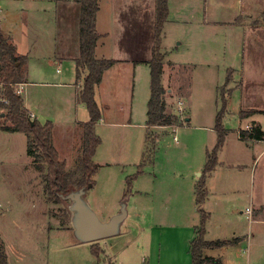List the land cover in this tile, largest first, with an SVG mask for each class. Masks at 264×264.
Segmentation results:
<instances>
[{"label": "rangeland", "instance_id": "rangeland-1", "mask_svg": "<svg viewBox=\"0 0 264 264\" xmlns=\"http://www.w3.org/2000/svg\"><path fill=\"white\" fill-rule=\"evenodd\" d=\"M33 2L34 0H0V28L7 37L10 35L16 38L15 40L21 37L22 17L25 13L20 9L34 10L36 4ZM54 16L55 13L52 12L43 17L45 21L40 22L41 25L36 24L40 28L52 26L54 29V25H57L54 24ZM35 20H39L38 16ZM254 21L264 27V6L255 13L250 23ZM68 24L67 22L66 26ZM66 28L57 30L56 34L60 38L62 35L66 36L63 33ZM64 42L71 43V38ZM56 44L58 46L59 42ZM30 66L31 64L28 66L26 63L22 68L26 73L27 69L30 70V77L33 78L34 74L37 80L49 83L57 81L58 73L54 65L50 66L47 73L44 70L42 73L37 70L33 74ZM30 77L27 79L31 80ZM222 78L214 69L168 67L162 79L163 85L172 89V93L166 96V111L177 115L179 125L151 128L148 140L145 139L147 130L141 127L129 129L121 125L102 124L96 127L95 133L101 139V143L95 151L93 162L98 165V169L92 177L94 185L86 190L85 200L101 221H107L113 215L114 209L119 208L122 199L130 197L127 201L128 216L121 226L120 233L97 241L80 243L75 239L68 218L69 202L61 199L56 202L51 200L44 182V174L26 154V136L20 132H6L0 129V241L5 248L8 264H104V261L110 260L111 264H191L190 253L187 260L182 253L185 248L184 241L181 242L182 232L179 233L177 229L164 227L158 228V231L154 229L152 245L147 250L149 242L144 233L138 230L139 220L133 218L136 216L135 212H139L141 208V193H134L151 191L153 182L154 188L165 189L177 186L172 184L173 180L182 182L183 187H188L186 182L192 184L201 178L202 174L198 176L193 168L204 164L206 133L215 131L216 116L222 108V99L231 93L229 83L222 84ZM135 90L134 105L139 102L142 109L133 122L140 124L145 118L146 100L150 93L149 76L145 74L143 79L139 78ZM61 91L55 86L29 85L25 100L31 107L39 104V109H35L38 121L53 123L52 143L58 152L59 160L64 161L66 171H74L81 153L82 131H70L75 125L73 104L71 108L68 105L67 110L63 111L56 105V101L64 94ZM126 92L123 87V101ZM179 98L183 100L181 112L177 111ZM249 99L253 100L255 107L264 110V87L257 89ZM238 100L239 95L233 96L228 106L230 113H224L222 116V127L228 129L224 131L242 129L239 126H243V121L240 123L234 112L238 108ZM121 106L123 109L126 107L124 102ZM259 114V125L264 131V111ZM115 116L117 123L125 121L124 113ZM183 116L189 120L185 122ZM3 125L8 124L1 118L0 126ZM212 135L215 138V134ZM230 137L238 144L232 132ZM152 142L153 146L150 145ZM260 145L263 146L264 143ZM241 152L247 151L244 149ZM263 161L255 170L254 184L256 192L260 191L257 201L262 206ZM246 164L250 169L251 163ZM202 170L200 169L201 172ZM239 172L236 180L240 183L243 172ZM237 173V169L233 168L228 174L235 176ZM187 190H190V187ZM130 193L133 195H128ZM231 204L233 207L231 214L228 215V221L235 223L239 234L244 237L243 244L237 251L239 255L236 257L242 262L246 259L264 262V222L255 223L252 220L256 217H247L249 213L245 208H250L247 197H239ZM254 213L256 216H264V211L260 207L255 208ZM189 219L193 221V216L189 215ZM263 219L264 217L260 218ZM196 220L198 228L199 215ZM95 248L105 249V253L110 257L105 256L104 252L97 257L93 251Z\"/></svg>", "mask_w": 264, "mask_h": 264}, {"label": "crops", "instance_id": "crops-1", "mask_svg": "<svg viewBox=\"0 0 264 264\" xmlns=\"http://www.w3.org/2000/svg\"><path fill=\"white\" fill-rule=\"evenodd\" d=\"M34 2L36 4L34 10L20 9L25 13L22 17L21 37L15 40L16 38L9 35L8 38L15 47L16 54L25 57V64L27 63L28 66L31 64L32 74L37 70L41 73L44 70L47 73L50 66L54 65L58 77L57 81L51 83L37 80L34 78V74L33 78L30 77V70L27 69L24 82H21L23 84L21 95L23 107L38 121L35 109H39V104L31 107L25 100L27 87L29 85L34 87L55 86L64 92L60 100L56 101V105L61 111L67 110L68 105L71 108V104H73L75 125L70 131H82V126L88 121L89 116L85 105L77 100L82 85L81 79L85 74V71L82 70L81 79L77 80L75 62L79 54V4L77 0H34ZM263 6L264 0H167L168 15L163 24L160 41V52L164 57L161 85L166 91L165 101L167 94L172 93V89L162 83L164 72L168 67L170 69L177 66L189 69H214L223 77L222 84L225 82L226 73L230 71L232 75L228 88L231 89V93L226 94L225 97V113H230L228 106H230L233 96L239 95L238 108L234 112L239 117L240 123L243 121V126H239L242 129H237V131H225L223 142L216 152V165L211 172L206 174V197L199 206L196 203L195 192L199 179L193 181L192 184L185 183L188 184L190 190H187L186 186H181L182 182L173 180L175 183L172 184L177 186L165 189L154 188L153 182L151 191H135L134 194L141 193V208L139 212H135L136 216L133 218L139 220L138 230L140 233H144L149 242L147 250L152 245L154 229L157 231L161 227L177 229L179 233L182 232L180 240L184 241L185 247L182 253L187 260L191 242L198 234L197 215H199L200 223L201 214L204 213L206 216L203 228L204 240L234 241L228 246L204 249V256L219 259L221 264H264L263 261H252L251 259H246L244 262L239 261L236 257L239 255L237 251L240 250L244 237L239 234L235 223L228 221V215L231 214L233 207L231 203L236 202L239 197H247L250 203V208H245L250 214H247V217H256L252 220L255 223L264 222V219L260 220L261 217H264L263 215L256 216L254 213L257 207L264 211V205L262 206L257 201L260 191L256 192L254 188L255 170L258 164L264 160V145H260L264 143V137L261 140L240 139L237 134L241 130L247 132V126L257 125L261 129L258 115L264 110L255 107L253 100H250L249 97L257 89L264 87V27L260 25L251 28L250 20L254 19L255 13ZM52 12L55 13L54 24L57 23V25H54V29L52 26L40 28L38 26L42 24L40 22L45 21L43 17ZM36 16L39 18L38 22L35 20ZM154 21L155 0H98L95 27L99 38L94 56L96 59L113 60L114 64L103 72L100 83L94 88V99L101 113L100 120L95 124V131L99 124L121 125L129 129L141 127L149 132H151V128H155H148L146 125L147 108L144 120H141L140 124L133 122L135 116L142 109L139 102L134 105L136 83L139 78L143 79L145 74L147 77L149 76L147 62L151 58ZM67 22L69 27L66 26ZM63 27H67V30L64 29L63 32L66 36L62 35L60 38L56 31L62 30ZM70 38L71 43L64 42L69 41ZM19 40L21 41L19 42ZM57 41L59 42L58 46ZM27 77L32 79L28 80ZM123 87L127 91L124 101ZM148 99L149 96L146 101ZM180 99L177 101V108L178 102H181L180 107L183 108V100ZM122 102L126 105L125 109L121 106ZM166 108L165 112L168 115L177 116L172 112L168 113ZM243 109H254L260 112L241 118L239 113ZM177 111L179 110L177 109ZM118 113L125 114L124 122H116L115 115ZM176 118L179 120L178 117ZM183 118L185 122L189 120L185 116ZM178 120L170 126L179 125ZM38 122L52 124L53 140V123L51 121ZM261 131L263 130L261 129ZM231 132L238 144H235L231 139ZM213 133L215 138L212 137ZM206 141L205 153L213 149L217 143L215 131L206 133ZM244 149H246V153L241 152ZM246 163H251L250 169L247 168L248 164ZM204 165L205 162L200 166H195L194 173L200 176L202 174L200 169L202 170ZM233 168L238 172L235 176L228 174ZM239 171L243 172L240 183L236 180ZM257 184L259 185V181ZM128 195L132 196L133 193ZM129 198L126 196L122 199V201L126 200V208ZM118 210L119 208L114 209L112 214L114 215ZM189 215L193 216V221L189 219ZM174 217L177 219L175 220ZM103 252L105 256H108L105 249L102 248L101 255ZM149 256L150 254L147 255L148 258ZM142 261L144 262L143 258ZM111 263L112 260L104 261V264Z\"/></svg>", "mask_w": 264, "mask_h": 264}, {"label": "trees", "instance_id": "trees-1", "mask_svg": "<svg viewBox=\"0 0 264 264\" xmlns=\"http://www.w3.org/2000/svg\"><path fill=\"white\" fill-rule=\"evenodd\" d=\"M77 3L79 4V54L75 62L77 80L81 79L82 70L85 71L81 79L82 85L77 100L85 105L89 119L82 126L81 153L74 171H66L64 161L59 160L58 152L52 143V124L50 122L41 124L36 119L31 118L30 114L23 107L22 97L14 94L15 84L24 82L26 72L22 70V66L25 64V57L16 54L15 47L0 29V82L3 83L2 95L8 102L6 105H3L4 116H0V119L2 118L8 125L0 126V129L6 132H20L26 136V154L33 159L37 169L44 174L45 185L49 191L51 200L54 202L60 201L58 194L65 195L80 187H87L89 189L94 185L92 177L97 172L98 165L93 162V157L97 147L101 143V139L95 133V124L100 120L101 113L94 99V88L100 83L103 72L114 64L113 60L96 59L94 56V50L99 38L95 27L98 0H77ZM167 15V0H155L153 44L151 58L147 62L150 76V94L147 101L146 113V125L148 128L170 126L177 121L175 115H168L165 112L166 103L164 97L166 91L161 85L164 57L160 52V41L163 24L167 19ZM260 25V23L254 21L251 24V28H256ZM231 75V72L228 71L224 85H227L231 81ZM225 108L226 101L223 97L222 108L216 116L214 128L217 135V143L213 149L206 153L202 176L195 187L196 203L198 206L205 200V177L216 165V152L221 146L225 135L221 124ZM259 112L254 109H246L240 111L239 114L240 117L245 118ZM250 128V132L239 131V138L251 140L263 139L264 133L259 126L256 125ZM148 136H150L149 130L146 134V140H148ZM145 145L147 146V144ZM150 145L153 146V142ZM129 185L130 182L128 183V187ZM205 221L206 216L202 213L197 237L190 245L191 264H221L219 259L204 256L203 250L228 246L233 244L234 241L204 240L203 228ZM93 251L99 257L100 250L95 248ZM0 264H8L7 254L1 241Z\"/></svg>", "mask_w": 264, "mask_h": 264}, {"label": "water", "instance_id": "water-1", "mask_svg": "<svg viewBox=\"0 0 264 264\" xmlns=\"http://www.w3.org/2000/svg\"><path fill=\"white\" fill-rule=\"evenodd\" d=\"M1 117L4 116L2 113ZM87 187H80L67 194H58L63 201H68L69 221L73 236L80 243L97 241L118 235L127 217L126 200L121 201L117 213L107 221H101L85 200Z\"/></svg>", "mask_w": 264, "mask_h": 264}, {"label": "built area", "instance_id": "built-area-1", "mask_svg": "<svg viewBox=\"0 0 264 264\" xmlns=\"http://www.w3.org/2000/svg\"><path fill=\"white\" fill-rule=\"evenodd\" d=\"M22 85H23L22 83L15 84L14 94H17L20 96L22 95ZM2 90H3V83L0 82V113L5 112L3 105H6L8 103L7 100L4 98V96L2 95ZM180 104H181V102H178V108L177 109L181 112L182 107H180ZM30 117L33 118L31 115H30ZM246 130H247V132H250L251 128L249 126H247ZM237 134L239 137V135H240L239 131L237 132Z\"/></svg>", "mask_w": 264, "mask_h": 264}]
</instances>
